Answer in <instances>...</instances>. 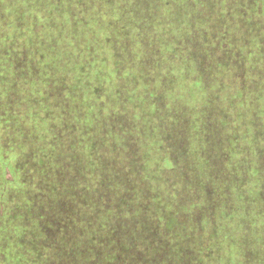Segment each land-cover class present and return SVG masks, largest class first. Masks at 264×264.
I'll return each instance as SVG.
<instances>
[{
	"label": "trees",
	"instance_id": "obj_1",
	"mask_svg": "<svg viewBox=\"0 0 264 264\" xmlns=\"http://www.w3.org/2000/svg\"><path fill=\"white\" fill-rule=\"evenodd\" d=\"M263 17L264 0H0V264H264ZM205 91L210 124L188 105Z\"/></svg>",
	"mask_w": 264,
	"mask_h": 264
},
{
	"label": "rangeland",
	"instance_id": "obj_2",
	"mask_svg": "<svg viewBox=\"0 0 264 264\" xmlns=\"http://www.w3.org/2000/svg\"><path fill=\"white\" fill-rule=\"evenodd\" d=\"M263 19H264V17H263ZM264 41V40H263ZM225 58H227V55H224L223 54V57H221V58H219V61L220 60H222V61H224L225 60ZM205 59H206V56H205ZM228 59L229 60H231V57L230 56H228ZM237 60V59H236ZM232 61V60H231ZM245 62V61H244ZM242 64H244V63H242ZM207 65V64H206ZM209 65H207V67H208ZM213 68V67H212ZM250 68V67H249ZM213 69H216V66H214V68ZM250 73H251V78H253V81H254V79L256 80L258 77H257V72L256 71H253V70H251V68H250ZM210 73L211 72H205V75L206 74H208V76H210ZM228 74V73H227ZM177 75H179V76H181V78L183 77V75H184V71H182V72H179ZM212 77H218V75H212ZM207 78L206 76H205V81L208 83L211 79H213V78ZM204 90H205V88H204ZM156 96H157V94H156ZM205 98H207V95H206V91H205V96H202V97H200V101L201 102H195L194 100H192L191 102H188V105L190 106V111H191V113H192V115L193 116H196V118H197V121L198 122H201V121H206L207 120V122H208V124H210L209 123V121H208V119H207V117H206V113H201V110H202V108H205V102H204V99ZM124 100H125V98H124ZM163 102V101H162ZM193 103H195L194 105L195 106H193ZM162 105L165 107V100H164V102L162 103ZM256 106L257 107H255V113L256 114H259L260 115V119L259 120H261V119H263L262 118V116H263V114L260 112V111H264V104H263V101L261 102V103H257L256 104ZM218 108L219 107H216L215 108V112H216V115L217 114H219V115H222V117H223V114L224 113H226L225 112V110L223 111L222 109L221 110H218ZM227 108V107H226ZM205 110H207V109H205ZM206 117V118H205ZM217 117H218V115H217ZM264 120V119H263ZM188 122V121H187ZM258 123V125H262V123H261V121H258L257 122ZM220 125H221V122H220ZM240 127H242V129H243V132L245 133V135H246V137H248L247 138V140L248 139H252L254 136H257L258 134H257V131H258V127L256 126V124H253V123H250L248 120H246V121H243V123L242 124H240ZM261 127V126H260ZM262 131H264V125H262ZM219 130H221V129H219ZM219 134V133H218ZM186 137H189L188 135L186 136ZM218 137V136H217ZM258 138L260 139L259 140V143L260 144H264V136L262 137V139H261V135H258ZM219 139V138H218ZM220 140H218L217 142H219ZM222 141V140H221ZM221 141H220V143H221ZM186 138H185V140H184V146L186 145ZM200 142V141H199ZM247 142V141H246ZM242 146H246L244 143H242ZM248 147H250V145H247ZM247 146H246V152H247ZM224 147H227V151H226V158H225V160H227V159H229V157H232L233 158V160H232V164H234V163H236L238 160H239V158L238 157H235V156H233V154H234V147H232L230 144H228V146L226 145V144H224V143H221L220 144V147H219V149H222V148H224ZM210 148V146H209V144H206V146H205V156H207V149H209ZM212 150H213V145H212ZM196 155L195 156H197L198 155V153H195ZM249 154H251V152H249ZM223 155L224 154H221V157H223ZM232 155V156H231ZM248 155V154H247ZM252 156H253V154H251V155H248V157L249 158H252ZM207 157H205V159H206ZM218 162H221L220 161V159H219V161ZM196 170V172H198V169H195ZM206 212V211H205ZM248 224H249V222H248ZM205 242H207V239H206V235H205ZM28 247V246H27ZM27 247H25V248H27ZM25 248L23 249V250H25Z\"/></svg>",
	"mask_w": 264,
	"mask_h": 264
}]
</instances>
